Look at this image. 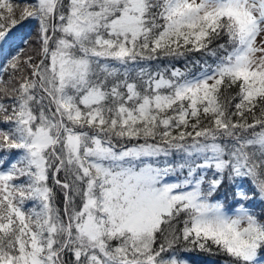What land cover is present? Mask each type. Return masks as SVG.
<instances>
[{
	"label": "snow or ice",
	"instance_id": "6c2138e0",
	"mask_svg": "<svg viewBox=\"0 0 264 264\" xmlns=\"http://www.w3.org/2000/svg\"><path fill=\"white\" fill-rule=\"evenodd\" d=\"M0 264H264V0H0Z\"/></svg>",
	"mask_w": 264,
	"mask_h": 264
}]
</instances>
